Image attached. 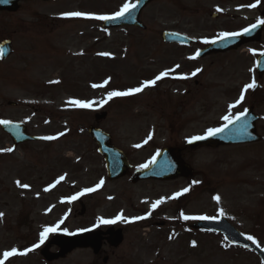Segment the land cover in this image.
<instances>
[{
	"label": "rangeland",
	"instance_id": "rangeland-1",
	"mask_svg": "<svg viewBox=\"0 0 264 264\" xmlns=\"http://www.w3.org/2000/svg\"><path fill=\"white\" fill-rule=\"evenodd\" d=\"M134 1L36 0L0 16V36L9 37L14 49L0 62V120L21 122L39 137H57L9 152L4 150L13 149L12 144L0 132V259L4 252L17 249L4 264H46L40 255L45 241L95 223L123 231L118 249L106 246L97 260L86 251H74L53 264H103L105 257L106 264H261L251 253L230 247L222 236L190 230L188 225L200 220H184L180 213L223 217L264 249V77L258 79L254 63L264 52V33L259 44L240 51L189 59L207 45L205 40L261 19L264 0H155L142 12L146 26L142 32L104 31L101 20L62 15L72 11L111 15ZM251 4L256 7H248ZM164 30L187 35L196 45L186 49L162 45ZM105 52L110 55H100ZM196 69L200 71L192 75ZM165 71L168 75L154 86L104 102L108 92L137 87ZM105 80L108 84L103 85ZM253 81L259 96L253 111L259 116L256 127L262 142L195 152L185 148L191 137L222 128L225 115L234 117L249 108L247 102L229 105ZM73 99L93 103L79 108L69 103ZM103 112L106 117L95 123L94 116ZM89 126L111 136L112 144L128 157L132 172L172 146L182 148L193 175L190 180L131 184L128 174L111 182L87 133ZM101 180L95 191L77 196ZM185 188L189 191L170 198ZM216 195L219 202L213 199ZM73 196L76 199L69 202ZM160 199L163 203L152 209ZM78 202L85 209L82 216ZM117 215L130 222H99ZM46 227L56 231L40 243Z\"/></svg>",
	"mask_w": 264,
	"mask_h": 264
},
{
	"label": "water",
	"instance_id": "water-1",
	"mask_svg": "<svg viewBox=\"0 0 264 264\" xmlns=\"http://www.w3.org/2000/svg\"><path fill=\"white\" fill-rule=\"evenodd\" d=\"M25 0H0V10H9L11 12L16 11L17 3ZM48 1V0H43ZM153 0H137L136 7L131 9L125 15L116 20H110L103 22L102 26L105 29H119L124 26H134L140 29L144 28L143 24H140L138 19L140 17L141 10L147 5L152 3ZM215 17V16H213ZM260 26L252 29L250 32L240 35L228 40H217L216 43L208 45V47L199 51L198 57L204 58L211 54H219L234 50L245 43H251V41H257L260 35ZM163 43L167 44H182L184 46L190 45L192 40L179 34L170 32H164L162 35ZM7 53V54H6ZM10 52L6 51L3 57H6ZM257 70L259 74L264 72V55L258 59ZM105 114L96 116V121L102 120ZM257 117L252 115L251 111H247L243 117L239 120H235L232 124L224 127V131L218 133L215 136L208 137L203 140H195L188 144L191 150L200 149L203 146L217 147L223 145H244L245 143H255L260 140L255 134L254 124L257 121ZM2 129L9 133L14 139V143L18 144L25 141H39V138H33L27 136L22 126L12 123L1 125ZM89 135L97 147V152L104 158L107 177L111 181L124 177L127 171L130 169L127 159L119 150L113 147L110 141V137L101 132L99 129L89 127ZM157 159L152 163L148 169L135 172L131 178L132 183H137L139 180H170L178 177L191 176L190 168L185 165L179 158L180 152L177 149L169 148L163 149L159 152ZM193 228L197 230L207 231L210 233H220L226 241L232 246L242 247L246 250L252 251L258 256L262 264H264V251L258 247L250 244L247 240L240 235L224 218L215 220H202L195 223ZM101 233L97 232H85L80 235H71L65 237H53L48 246L55 245L60 249V252L56 255H45L46 260L51 261L59 257L64 256L66 253L77 247L92 248L97 253L101 247ZM104 235L109 236L110 244L114 247L119 245L122 239L121 230L115 231L112 228L108 229ZM47 246V247H48Z\"/></svg>",
	"mask_w": 264,
	"mask_h": 264
},
{
	"label": "snow or ice",
	"instance_id": "snow-or-ice-1",
	"mask_svg": "<svg viewBox=\"0 0 264 264\" xmlns=\"http://www.w3.org/2000/svg\"><path fill=\"white\" fill-rule=\"evenodd\" d=\"M257 3H259V0H257ZM135 7H136V4L124 3L122 5V7L119 9V11H117V12L111 14V15H95V14H92V13H85V12H80V11L65 12L62 15L64 17H83V18H87V19H96V20H101V21H110V20H116V19H119V18L123 17L125 15V13L129 12L131 9H133ZM248 7H256V4L248 5ZM217 11H220V9H217ZM258 25H264V20L257 19L255 24H252L248 28H244L241 32H220L218 34L217 40H228L230 38L238 37L240 35H243V34H246V33L250 32L252 29H255ZM217 40H212V41L205 40L204 42L205 43H209V42L216 43ZM0 52H2V50H0ZM100 55L108 56V55H110V53L105 52V53H100ZM198 55H199V52H197L195 56L189 57V59H195L196 56H198ZM176 67L179 68L180 66L176 65ZM169 71H172V70L170 69ZM199 71H200V69H196L192 73V75H196V73L199 72ZM167 75H168V72H166V71L165 72H160L153 79L142 81L139 84V86H137V87L129 88L126 91H111V92H108L107 93V98H106V100L104 102H107V100H111L113 97H123V96H129V95H132V94L139 93V92L143 91L147 87L154 86L157 83V81L161 80L163 77H165ZM181 78H187V77H181ZM52 83H58V81H53ZM106 84H108V80H105L103 82V85H106ZM103 85L93 84L92 87H94V88L95 87H102ZM254 87H255V82L254 81L252 83L245 84L243 90L241 91L239 99L236 100L235 104L229 105V107L233 108L237 104H240L241 101H243V99H244V92L247 91L248 89H251V88H254ZM69 103H71L72 105H74L76 107H79V108H90L92 106L93 102L92 101H83V100L73 99V100L69 101ZM246 112H247V110H245L244 112H240L238 115H236L234 117L225 115L223 117V120L226 121L225 127H227L228 124H232L234 120H239L241 117H243L245 115ZM0 123L7 124L9 122L8 121H0ZM223 131H224V128H208L204 135H202V136H193V137H191L189 139L188 142L191 143V142H193L195 140H203V139H206L208 137L215 136L218 133H221ZM59 135L62 136V135H64V133H59ZM42 139L53 140V139H57V137L56 136H46V137H42ZM4 151H9L10 152V151H12V149L9 148V149H5ZM59 179L63 180L64 177L61 176ZM57 182H59V181H57ZM193 183H199V182L198 181H194ZM17 184L19 186H21V187H24V188L29 187L26 184L21 185L19 181H17ZM102 184H103V180H101L100 183H98L95 186V188H86L82 192L77 193V196L83 195L84 193L93 192L97 188H99ZM47 190L48 189L46 188L45 191H47ZM188 191H189V189L185 188V189L182 190V192H177V193H175L173 195V197H170V198L174 199L176 197L181 196L182 193H186ZM74 199H76V196L70 197L69 198V202H71V200H74ZM213 199L215 201L219 202L221 198H220L219 195H216V196L213 197ZM161 203H163V199L155 201L151 205L152 209H155ZM219 214L220 215H224L223 209H220ZM2 215H3V213H0V216H2ZM180 217L182 219H184V220H197V219L198 220H209V219H215V217H209V216H188V215H185L183 212L180 213ZM143 218H145V217H134V218H131V219L132 220H139V219H143ZM121 219H124L125 222H130L128 218H124V217H122V215H117L115 220L101 219L99 222L102 223V224H111V223H115L117 220H121ZM57 227H58V225H57ZM86 230L87 229H84V231H86ZM54 231H56V228H48V227H46L44 229V231L40 234V243L44 242V239L46 238L48 233L54 232ZM241 235H243V234H241ZM245 239L252 241L253 244L257 243L256 239L253 236H251V235L245 236ZM38 246L39 245H33V248L38 247ZM193 246H195V242H193ZM257 246L259 247V245H257ZM30 250L31 249H25V252L30 251ZM16 254H17V249H15V248H12L10 251L4 252L3 253V258L4 259H0V264H4V260H6L7 258H9L11 256H14Z\"/></svg>",
	"mask_w": 264,
	"mask_h": 264
},
{
	"label": "flooded vegetation",
	"instance_id": "flooded-vegetation-1",
	"mask_svg": "<svg viewBox=\"0 0 264 264\" xmlns=\"http://www.w3.org/2000/svg\"><path fill=\"white\" fill-rule=\"evenodd\" d=\"M11 13H9V12H6V11H2V12H0V16H2V17H5V16H8V15H10ZM263 29H264V25H263ZM4 41H11V39L9 38V37H5V36H3V37H1L0 36V43L1 42H4ZM12 42V41H11ZM13 45V44H12ZM13 47V46H12ZM2 63V62H1ZM264 77V76H263ZM263 77L262 78H260V80H262L263 79ZM256 91H255V89L254 88H251V89H249L248 91H246L245 92V94H244V99H243V101H241V103L242 102H247L249 105V109H253V108H255L256 106H255V104L258 102V95H256ZM246 103V104H247ZM94 229H101L100 227H94ZM106 244L104 243V245H103V248H102V250H101V252L98 254V255H96V256H93L94 258L96 257V258H98V256L101 254V253H105L106 252ZM54 250V249H53ZM88 251V250H87ZM90 252V251H89ZM95 258V259H96Z\"/></svg>",
	"mask_w": 264,
	"mask_h": 264
}]
</instances>
